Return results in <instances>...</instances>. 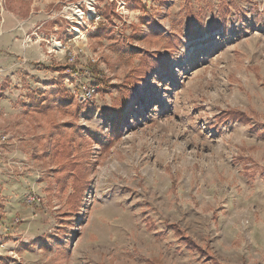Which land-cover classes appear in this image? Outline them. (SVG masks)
I'll return each instance as SVG.
<instances>
[{
	"label": "rangeland",
	"instance_id": "obj_1",
	"mask_svg": "<svg viewBox=\"0 0 264 264\" xmlns=\"http://www.w3.org/2000/svg\"><path fill=\"white\" fill-rule=\"evenodd\" d=\"M141 1L0 0V264H264V0L235 25L227 0ZM213 12L223 34L163 106L93 136L105 107L147 95L151 70L188 50L193 14ZM43 94L56 105L34 111ZM226 109L249 122L219 120ZM58 137L91 160L77 208Z\"/></svg>",
	"mask_w": 264,
	"mask_h": 264
},
{
	"label": "snow or ice",
	"instance_id": "obj_2",
	"mask_svg": "<svg viewBox=\"0 0 264 264\" xmlns=\"http://www.w3.org/2000/svg\"><path fill=\"white\" fill-rule=\"evenodd\" d=\"M163 2V0H162ZM253 4L251 0H227L225 11L229 12L233 18L232 23L235 25L237 21L255 20V14L249 18L248 13L252 12ZM166 14V13H165ZM181 23L178 21V24ZM190 23L193 25L190 31H186L185 35L188 36L190 43L187 45V51H179L174 54L175 58H170L167 62L160 63L157 67L153 68L148 75L147 88L148 94L145 96H133L125 102V107L121 109H113L112 107H105L100 113V119L91 124H87L88 130L98 140L103 142L104 134L99 128H111L113 134H118L123 123L128 122L129 118L136 116L138 119L141 115H145L151 110L153 105L159 104L163 106L166 99L164 93L167 85L172 79L179 78V68H184L185 64L193 59H196L201 54V50L208 55L212 53L208 51L213 43H217L216 35H221L225 29V18L213 12L210 16L200 20L193 14ZM155 75L160 81L157 83L151 77ZM171 94V93H169ZM110 104V102H107ZM92 112L96 111L95 104L91 108ZM88 115V113H85ZM91 119V117H89ZM102 120V123H101Z\"/></svg>",
	"mask_w": 264,
	"mask_h": 264
},
{
	"label": "trees",
	"instance_id": "obj_3",
	"mask_svg": "<svg viewBox=\"0 0 264 264\" xmlns=\"http://www.w3.org/2000/svg\"><path fill=\"white\" fill-rule=\"evenodd\" d=\"M135 5L137 7H141L142 1L141 0H133ZM111 8H107L105 10V17L107 19L111 18ZM110 31H113L110 29ZM132 34H138V28L132 29ZM140 78L135 83L140 82L141 80H144V76L148 74L149 67L146 63H142L140 67ZM56 96L60 95L61 102H57L59 105L67 106L70 105L73 102V96L69 94V91L65 89L64 87H59L55 91ZM53 95H41L37 100L34 99L35 105L33 110L39 111L41 109L49 108L50 106L56 105L53 102ZM47 100V101H46ZM64 103V104H63ZM219 120H226L230 119L233 121H242L245 123L249 122L248 114L236 109H226L221 114L218 115ZM53 154L55 156V160L59 165V171L57 176V181H62L63 179H66L69 175L73 176V188L74 192L71 194V199L78 204V206H75V208L79 207V202L82 198V195L84 193V190L87 188L89 184L88 179V166L90 164V159L88 158V155L86 152L82 155V153H79L76 157V155L73 154V143L71 141V138L67 140H62L60 137L56 140V142L53 145ZM82 155V156H81ZM248 168V167H246ZM60 183V182H59ZM65 187V185H63ZM171 227L176 231L177 234H182L179 228L175 224H171ZM184 242L190 246L194 247V241L188 237L184 238ZM146 264H161L158 259H150L147 261Z\"/></svg>",
	"mask_w": 264,
	"mask_h": 264
},
{
	"label": "built area",
	"instance_id": "obj_4",
	"mask_svg": "<svg viewBox=\"0 0 264 264\" xmlns=\"http://www.w3.org/2000/svg\"><path fill=\"white\" fill-rule=\"evenodd\" d=\"M94 94V89L88 90L85 94L82 95L83 99L92 98Z\"/></svg>",
	"mask_w": 264,
	"mask_h": 264
}]
</instances>
